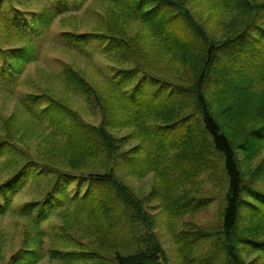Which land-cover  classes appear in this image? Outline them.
I'll list each match as a JSON object with an SVG mask.
<instances>
[{
  "label": "trees",
  "instance_id": "16d2710c",
  "mask_svg": "<svg viewBox=\"0 0 264 264\" xmlns=\"http://www.w3.org/2000/svg\"><path fill=\"white\" fill-rule=\"evenodd\" d=\"M54 25L72 57L54 59L58 75L37 63ZM34 63L41 82L60 87L16 98ZM0 94L15 98L0 132V215L26 222L10 264L44 257L41 225L54 216L51 257L63 264H170L144 199L170 220L194 214L211 202L197 191L202 174L223 185L220 226L179 230L180 264L264 256V0H0ZM72 96L100 122H86ZM37 135L50 145L43 153L25 145ZM126 174L158 183L142 198ZM33 182L50 187L13 209Z\"/></svg>",
  "mask_w": 264,
  "mask_h": 264
},
{
  "label": "rangeland",
  "instance_id": "374dc122",
  "mask_svg": "<svg viewBox=\"0 0 264 264\" xmlns=\"http://www.w3.org/2000/svg\"><path fill=\"white\" fill-rule=\"evenodd\" d=\"M43 1L46 2V0ZM43 38L44 41L40 49L37 63L55 75L59 72L60 67L54 59L59 61L60 58H62L70 61L72 57H68L69 54L66 53L65 50H62V48H65V43L60 38L56 25H54L50 31L43 36ZM95 46L96 44L91 43V48H94ZM72 56L74 55L72 54ZM94 58V62L97 63L98 67L99 65L101 66L100 62H104L103 60H100L101 58L98 54H96ZM37 63L29 64L23 75L16 79L17 86L14 88V96L16 98H19L22 95L23 91L27 89V86H39L41 84L43 86L60 87L58 81H52L53 79L48 82L40 81L41 77H39L36 68ZM1 86L7 88L11 86V84L8 81H4L1 83ZM14 101L15 98L9 100L5 98L4 94H0V132L4 118L11 115L15 110ZM71 103L73 107L79 111L86 122L93 124H98L100 122V115H91L86 111L87 103L85 101L72 96ZM128 132L129 129H122L114 131V134L124 136ZM24 142L25 145L31 149V151L35 152V150H39V153L45 152L50 146L49 143H46L42 137H39V135L24 140ZM135 143L136 142L132 143V145ZM263 152L264 150L261 153ZM263 155L264 153L256 160L259 161ZM1 176L3 177V174H1ZM123 179L134 190V192L142 198H147V194L153 189L154 185L158 183V179L155 178L153 174H148L146 177H136L126 174ZM198 186L197 191L199 195L202 194L204 196L211 197L210 204L207 205L206 208L199 210L194 214L184 215L174 220L167 218V215L161 209L159 201L151 202L150 200L144 199L148 212L155 217L156 225L154 227V231L169 258L170 264L181 263L180 256L182 257V253L180 247L173 240L174 235L179 232V230L193 226H206L217 230L220 226L221 212L223 209V197L225 193L224 189H222L223 185H216L214 189H212V184H209L206 181V176L202 174L201 183H199ZM49 187V182H45L42 186H38L34 182L28 183L13 197L12 208L16 210L19 209L25 200L33 197H39L45 193ZM25 223L26 222L21 217L10 214L0 215V264H10L12 254L22 248L24 240L23 231L25 230L24 227L26 225ZM60 224L61 223L56 216H54L51 221L42 223L41 227L46 233L43 237L44 257L37 264H63L62 259H53L50 251L52 243L54 242L52 235L54 232L59 231L58 227ZM73 240V243L79 242L82 244L81 248L87 251H92L96 248V244L89 237L77 235ZM202 251L204 252L205 250L202 249ZM219 255L221 258L223 257L222 254ZM242 258L245 261V264H252V261L254 262L253 264H260L261 262H264V256L260 257V259L257 254L243 255ZM256 258L259 259L257 262Z\"/></svg>",
  "mask_w": 264,
  "mask_h": 264
}]
</instances>
